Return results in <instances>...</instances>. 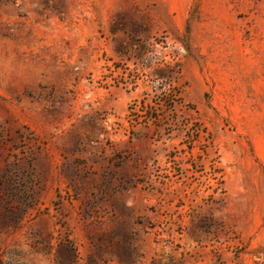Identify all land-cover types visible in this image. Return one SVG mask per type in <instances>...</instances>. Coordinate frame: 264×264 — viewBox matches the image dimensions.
Listing matches in <instances>:
<instances>
[{"label": "rangeland", "instance_id": "rangeland-1", "mask_svg": "<svg viewBox=\"0 0 264 264\" xmlns=\"http://www.w3.org/2000/svg\"><path fill=\"white\" fill-rule=\"evenodd\" d=\"M0 264H264V0H0Z\"/></svg>", "mask_w": 264, "mask_h": 264}, {"label": "trees", "instance_id": "trees-1", "mask_svg": "<svg viewBox=\"0 0 264 264\" xmlns=\"http://www.w3.org/2000/svg\"><path fill=\"white\" fill-rule=\"evenodd\" d=\"M161 78H164V76H160ZM131 111V110H130Z\"/></svg>", "mask_w": 264, "mask_h": 264}]
</instances>
